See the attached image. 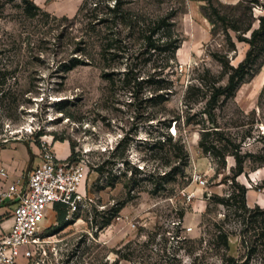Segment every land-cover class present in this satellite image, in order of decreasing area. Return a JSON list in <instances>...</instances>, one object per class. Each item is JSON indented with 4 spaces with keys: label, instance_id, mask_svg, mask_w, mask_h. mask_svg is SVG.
Wrapping results in <instances>:
<instances>
[{
    "label": "rangeland",
    "instance_id": "obj_1",
    "mask_svg": "<svg viewBox=\"0 0 264 264\" xmlns=\"http://www.w3.org/2000/svg\"><path fill=\"white\" fill-rule=\"evenodd\" d=\"M86 1L96 0H33L52 17L28 19L20 0H0V144L59 154L55 143L67 142L64 153L87 167L91 205L62 221L48 206L39 226L48 247L62 248L55 261L264 264V34L251 36L264 0H125L142 17L174 13L180 43L171 59L147 53L128 26L90 19ZM112 32L126 53L103 59ZM74 58L81 63L64 70ZM246 58L236 90L211 106L213 89ZM167 134L188 153L182 172L165 159ZM134 167L142 172L129 182ZM171 169L173 179L156 187L149 174ZM241 186L259 198L247 210Z\"/></svg>",
    "mask_w": 264,
    "mask_h": 264
},
{
    "label": "built area",
    "instance_id": "obj_2",
    "mask_svg": "<svg viewBox=\"0 0 264 264\" xmlns=\"http://www.w3.org/2000/svg\"><path fill=\"white\" fill-rule=\"evenodd\" d=\"M261 131L263 134L264 128ZM38 156L39 162L23 182H8V171L0 168V203L11 200L14 204L11 227L0 236V264H62L55 261L62 248L56 244L48 247L50 236L39 229L45 210L59 203L66 207L67 215L78 214L93 202L86 192V165L72 161L69 155L60 158L45 147Z\"/></svg>",
    "mask_w": 264,
    "mask_h": 264
},
{
    "label": "trees",
    "instance_id": "obj_3",
    "mask_svg": "<svg viewBox=\"0 0 264 264\" xmlns=\"http://www.w3.org/2000/svg\"><path fill=\"white\" fill-rule=\"evenodd\" d=\"M112 1V3H109ZM206 7H213L214 0H205ZM125 0H96L93 2V6L90 8L87 6V1L84 2L81 6V10H86L90 12V19L96 20V23H105L110 21L113 25L123 24L128 26L131 30V34H134L135 31L139 34V39L141 43L145 46L146 52H151L153 54H162L166 55L167 59H171L174 56L175 50L178 48L180 43V38L174 30V22L172 21L173 12L169 14L157 16V17H142L139 14L132 13L128 9L124 8ZM18 7L21 9L22 13L28 18L33 19L36 17L44 16L46 18L52 17L48 12L42 10L38 5H36L33 0H20ZM215 11V9L213 8ZM107 16L103 18V16ZM54 18V17H53ZM94 28V26H93ZM256 34H264V14L260 17L259 26L257 29H253L251 32L252 38ZM101 42V57L107 59V55H110L111 58H122L126 50L121 48V40L116 37V34L112 32L109 36L102 37ZM248 58L242 61L235 69L234 73L228 78V83L225 87L214 88L211 98L208 103L213 106L216 103V100L221 95H230L232 94L245 75V66L247 65ZM78 58H74L70 65L66 66L64 70H70L72 67L80 64ZM129 71H127L123 76V81L128 78ZM102 78L106 80H112V76L108 73H103ZM0 85L2 83L0 82ZM1 88V87H0ZM4 94L3 90L0 89V95ZM166 142V143H165ZM160 143V140L154 142V145ZM163 144L169 145L165 159L168 163L178 161V164L174 167L179 168L182 172L183 166L186 165L188 159V153L186 152L183 143L179 140L177 142H172V135L167 134L166 140ZM120 146V145H119ZM172 146V147H171ZM200 147L203 151H208L209 148L204 146L200 142ZM70 158V156H69ZM126 164V161L124 162ZM174 169L165 171L163 174L158 172H152L149 175L152 178H156L157 182L155 183L156 187L158 185L159 189H164L165 184L173 179L172 174ZM99 171H101L99 169ZM133 176L128 179V181H133L135 176L142 172L141 169L134 167ZM242 172L241 161H238V169L236 174ZM246 188L240 187L239 193V202L240 207L244 210H247L246 198H245ZM56 213H58V221H62L66 215V207L62 204L55 203L53 206ZM264 212V210L262 211ZM109 220L105 222L108 223ZM219 242L222 248L226 249L228 247L227 238L228 234L226 232H221L219 235Z\"/></svg>",
    "mask_w": 264,
    "mask_h": 264
},
{
    "label": "crops",
    "instance_id": "obj_4",
    "mask_svg": "<svg viewBox=\"0 0 264 264\" xmlns=\"http://www.w3.org/2000/svg\"><path fill=\"white\" fill-rule=\"evenodd\" d=\"M264 76V70L261 76ZM259 84H257L258 86ZM255 86V87H257ZM258 88V87H257ZM64 148L56 155L60 158L69 154L64 153ZM36 160V163H34ZM39 162V156L32 146L24 142L7 141L0 144V168H4L9 173L8 182L19 180L25 181L28 171ZM262 171V170H261ZM263 172V171H262ZM2 180H0V185ZM259 200L253 189L248 188L246 191V202L248 205L256 203ZM14 207L13 201L8 200L0 203V236L9 231L12 220L10 217L11 210Z\"/></svg>",
    "mask_w": 264,
    "mask_h": 264
},
{
    "label": "bare ground",
    "instance_id": "obj_5",
    "mask_svg": "<svg viewBox=\"0 0 264 264\" xmlns=\"http://www.w3.org/2000/svg\"><path fill=\"white\" fill-rule=\"evenodd\" d=\"M55 147H57V149L68 148V144H67V142H60V141H57V142L55 143Z\"/></svg>",
    "mask_w": 264,
    "mask_h": 264
}]
</instances>
